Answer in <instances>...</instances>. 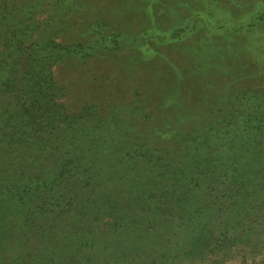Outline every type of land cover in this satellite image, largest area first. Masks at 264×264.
<instances>
[{"label":"trees","instance_id":"1","mask_svg":"<svg viewBox=\"0 0 264 264\" xmlns=\"http://www.w3.org/2000/svg\"><path fill=\"white\" fill-rule=\"evenodd\" d=\"M23 1L0 0V264H264V98L238 132L73 111L55 68L91 47Z\"/></svg>","mask_w":264,"mask_h":264},{"label":"rangeland","instance_id":"2","mask_svg":"<svg viewBox=\"0 0 264 264\" xmlns=\"http://www.w3.org/2000/svg\"><path fill=\"white\" fill-rule=\"evenodd\" d=\"M42 1L59 20L68 11L63 42L91 47L55 68L73 111L102 102L154 116L152 133L200 134L209 123L238 132L224 117L259 112L243 106L264 98V0Z\"/></svg>","mask_w":264,"mask_h":264}]
</instances>
